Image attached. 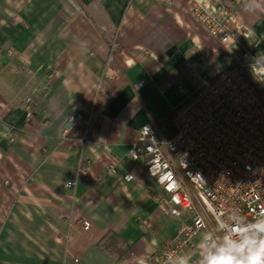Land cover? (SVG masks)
I'll use <instances>...</instances> for the list:
<instances>
[{
	"label": "crops",
	"instance_id": "1",
	"mask_svg": "<svg viewBox=\"0 0 264 264\" xmlns=\"http://www.w3.org/2000/svg\"><path fill=\"white\" fill-rule=\"evenodd\" d=\"M231 2L251 38L211 34L193 9L213 0H0V264H129L176 238L128 149L245 50L264 63V0Z\"/></svg>",
	"mask_w": 264,
	"mask_h": 264
},
{
	"label": "built area",
	"instance_id": "2",
	"mask_svg": "<svg viewBox=\"0 0 264 264\" xmlns=\"http://www.w3.org/2000/svg\"><path fill=\"white\" fill-rule=\"evenodd\" d=\"M213 2V11L201 4L193 9L211 34L224 43L252 37L247 24H235L231 0ZM239 65L249 76L225 68L180 105L172 139L147 123L128 149L132 160L145 158L147 172L170 196L166 213L179 220L175 239L129 264H165L169 255L194 247L201 231L214 234L237 212L250 220L264 212V91L257 89L264 85V63L247 49ZM81 119V113L69 118L67 131Z\"/></svg>",
	"mask_w": 264,
	"mask_h": 264
},
{
	"label": "clouds",
	"instance_id": "3",
	"mask_svg": "<svg viewBox=\"0 0 264 264\" xmlns=\"http://www.w3.org/2000/svg\"><path fill=\"white\" fill-rule=\"evenodd\" d=\"M247 7L255 11V0ZM216 229L198 244L199 264H264V212L251 220L237 212L235 218L223 226L217 224ZM190 261V256L169 255L165 264H190Z\"/></svg>",
	"mask_w": 264,
	"mask_h": 264
},
{
	"label": "trees",
	"instance_id": "4",
	"mask_svg": "<svg viewBox=\"0 0 264 264\" xmlns=\"http://www.w3.org/2000/svg\"><path fill=\"white\" fill-rule=\"evenodd\" d=\"M235 67L240 68L246 75L249 76V71L246 68H242L239 64H234V65L230 66V68H235ZM257 89L259 91H264V85L263 84L258 85ZM175 111H176V109L171 112V115L168 118L166 125H165L164 134H165V137L167 139H172L177 132V129L173 123V116H174Z\"/></svg>",
	"mask_w": 264,
	"mask_h": 264
},
{
	"label": "rangeland",
	"instance_id": "5",
	"mask_svg": "<svg viewBox=\"0 0 264 264\" xmlns=\"http://www.w3.org/2000/svg\"><path fill=\"white\" fill-rule=\"evenodd\" d=\"M179 107H180V106H179ZM179 107H178V108H179ZM178 108H176V110H178Z\"/></svg>",
	"mask_w": 264,
	"mask_h": 264
}]
</instances>
